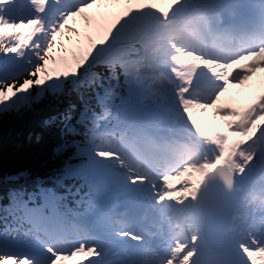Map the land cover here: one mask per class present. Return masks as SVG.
I'll return each mask as SVG.
<instances>
[{
    "label": "snow or ice",
    "instance_id": "6c2138e0",
    "mask_svg": "<svg viewBox=\"0 0 264 264\" xmlns=\"http://www.w3.org/2000/svg\"><path fill=\"white\" fill-rule=\"evenodd\" d=\"M0 57V116L81 104L63 167L0 191V264H264V78L227 96L264 73V0H0Z\"/></svg>",
    "mask_w": 264,
    "mask_h": 264
},
{
    "label": "trees",
    "instance_id": "16d2710c",
    "mask_svg": "<svg viewBox=\"0 0 264 264\" xmlns=\"http://www.w3.org/2000/svg\"><path fill=\"white\" fill-rule=\"evenodd\" d=\"M69 44L70 42H67L65 45ZM69 100L76 104L75 118H78L81 104L75 95L61 97L60 100L48 96L41 103L33 105L30 110L0 116V191L4 194L11 188L25 187L31 191L34 178L48 177L63 167L68 153L57 154L55 150L61 143L60 130L63 125L60 116L68 107ZM119 103L118 97L113 100V104ZM96 111L99 113L101 109L97 107ZM36 135L42 136L38 143L35 141ZM76 139L83 140L82 137ZM83 159L74 160L73 163H81ZM17 176L20 178L16 182H10V177ZM80 195H85V192ZM0 203L7 204V199ZM79 210L82 211L83 208ZM4 227V222L0 221V232ZM19 235L22 237L23 231Z\"/></svg>",
    "mask_w": 264,
    "mask_h": 264
},
{
    "label": "rangeland",
    "instance_id": "374dc122",
    "mask_svg": "<svg viewBox=\"0 0 264 264\" xmlns=\"http://www.w3.org/2000/svg\"><path fill=\"white\" fill-rule=\"evenodd\" d=\"M115 10L116 9H113V11H115ZM99 11H104V9L100 8V6H97L94 9L90 10L89 14L93 17L94 20H97L98 19L97 12H99ZM73 26L77 27L81 31V33H83L84 31L87 30V26L83 23V21H80V20H77V22ZM72 39L76 40V39H78V37L76 35L72 34ZM67 42H69V41L65 40V44H67ZM262 78H264V73L258 72L256 74V76L253 78V80L248 82L246 85L242 86L241 88L230 89V92L227 94V96L229 98L235 97L236 99L240 100L242 98L243 94H251V93L258 91ZM205 115L210 116V113H205ZM82 162H83V160H82ZM97 196L99 199H103L104 193L103 192L98 193ZM13 246L15 247L16 250H19V251H27L28 250L27 245L23 242H14ZM69 264H71V262H69Z\"/></svg>",
    "mask_w": 264,
    "mask_h": 264
},
{
    "label": "water",
    "instance_id": "95a60500",
    "mask_svg": "<svg viewBox=\"0 0 264 264\" xmlns=\"http://www.w3.org/2000/svg\"><path fill=\"white\" fill-rule=\"evenodd\" d=\"M260 178V172L259 170L256 171V173L253 174L252 178L248 183L253 184L255 181H257Z\"/></svg>",
    "mask_w": 264,
    "mask_h": 264
},
{
    "label": "bare ground",
    "instance_id": "6f19581e",
    "mask_svg": "<svg viewBox=\"0 0 264 264\" xmlns=\"http://www.w3.org/2000/svg\"><path fill=\"white\" fill-rule=\"evenodd\" d=\"M247 96L245 94H243L242 98L240 99L241 102H245L246 101ZM259 181H255L252 185L258 186Z\"/></svg>",
    "mask_w": 264,
    "mask_h": 264
}]
</instances>
